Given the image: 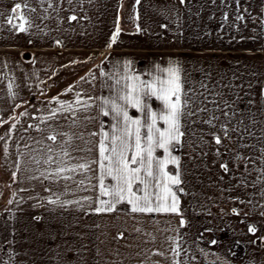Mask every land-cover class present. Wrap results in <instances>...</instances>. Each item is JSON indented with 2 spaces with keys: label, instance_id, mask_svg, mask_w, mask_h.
<instances>
[{
  "label": "crops",
  "instance_id": "1",
  "mask_svg": "<svg viewBox=\"0 0 264 264\" xmlns=\"http://www.w3.org/2000/svg\"><path fill=\"white\" fill-rule=\"evenodd\" d=\"M256 145L264 0H0V264H264Z\"/></svg>",
  "mask_w": 264,
  "mask_h": 264
},
{
  "label": "rangeland",
  "instance_id": "2",
  "mask_svg": "<svg viewBox=\"0 0 264 264\" xmlns=\"http://www.w3.org/2000/svg\"><path fill=\"white\" fill-rule=\"evenodd\" d=\"M256 151H261L263 153L262 157L259 158V160L262 162V164L260 165L259 163H255L254 165L256 167H258L260 165V169L258 170V175L256 176V184L258 186V191H257V197L258 198H262L264 197V191H260L259 186L263 185L264 187V145H256ZM241 164L243 165V163L241 162ZM264 203V202H263ZM263 210L262 211V215L264 217V205L262 206ZM254 231H256L259 235V237H261V244L262 246H264V224H261L257 221L256 226H254L253 228Z\"/></svg>",
  "mask_w": 264,
  "mask_h": 264
}]
</instances>
